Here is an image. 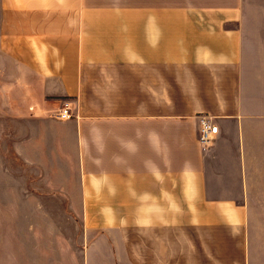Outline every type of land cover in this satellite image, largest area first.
I'll use <instances>...</instances> for the list:
<instances>
[{
  "label": "crops",
  "instance_id": "1",
  "mask_svg": "<svg viewBox=\"0 0 264 264\" xmlns=\"http://www.w3.org/2000/svg\"><path fill=\"white\" fill-rule=\"evenodd\" d=\"M249 9L0 0V106L18 119L14 151L84 220L73 261L264 264V39ZM67 101L72 119L47 116ZM202 117L219 127L207 146Z\"/></svg>",
  "mask_w": 264,
  "mask_h": 264
},
{
  "label": "rangeland",
  "instance_id": "2",
  "mask_svg": "<svg viewBox=\"0 0 264 264\" xmlns=\"http://www.w3.org/2000/svg\"><path fill=\"white\" fill-rule=\"evenodd\" d=\"M249 1L254 28L264 39V0ZM4 82H9L8 74ZM29 108L32 116L44 115L35 106ZM2 110L0 106V210L5 213L4 228L0 229V254L4 261L0 264H80L72 259L80 253V244L89 242L83 232L84 220L70 214L72 204L67 197L47 189L44 173L37 165L26 164L14 151L18 119ZM55 115L47 114L49 118ZM62 165L69 175L70 165ZM35 257L37 260H32Z\"/></svg>",
  "mask_w": 264,
  "mask_h": 264
},
{
  "label": "built area",
  "instance_id": "3",
  "mask_svg": "<svg viewBox=\"0 0 264 264\" xmlns=\"http://www.w3.org/2000/svg\"><path fill=\"white\" fill-rule=\"evenodd\" d=\"M59 120H69L73 118L71 104L67 101L62 109L54 116ZM219 127L208 117H202L199 124L198 140L203 146H207L218 135Z\"/></svg>",
  "mask_w": 264,
  "mask_h": 264
}]
</instances>
